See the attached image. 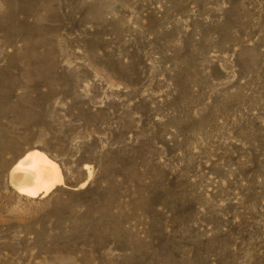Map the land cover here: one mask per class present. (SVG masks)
I'll list each match as a JSON object with an SVG mask.
<instances>
[{"label":"rangeland","instance_id":"rangeland-1","mask_svg":"<svg viewBox=\"0 0 264 264\" xmlns=\"http://www.w3.org/2000/svg\"><path fill=\"white\" fill-rule=\"evenodd\" d=\"M0 264H264V0H0Z\"/></svg>","mask_w":264,"mask_h":264},{"label":"bare ground","instance_id":"bare-ground-1","mask_svg":"<svg viewBox=\"0 0 264 264\" xmlns=\"http://www.w3.org/2000/svg\"><path fill=\"white\" fill-rule=\"evenodd\" d=\"M8 175L15 191L29 198L45 196L56 185L63 183V176L58 164L45 152L38 149L25 152L12 165Z\"/></svg>","mask_w":264,"mask_h":264}]
</instances>
